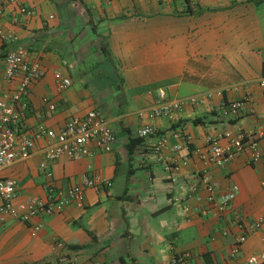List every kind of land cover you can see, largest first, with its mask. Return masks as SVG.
Here are the masks:
<instances>
[{"label": "crops", "instance_id": "obj_1", "mask_svg": "<svg viewBox=\"0 0 264 264\" xmlns=\"http://www.w3.org/2000/svg\"><path fill=\"white\" fill-rule=\"evenodd\" d=\"M0 25L47 69L23 112L28 132L99 109L117 135L110 152L51 164L54 184L65 192L84 175L111 185L87 188L83 207L40 213L28 223L8 216L0 224V264H170L184 250L192 264H249L250 255L264 251V0H17L0 9ZM15 44L0 39V90L13 88L4 79V56ZM56 70L73 81L65 91ZM161 89L174 99L213 95L205 104L188 103L174 120L141 117ZM246 97L244 110L230 108ZM45 98L56 103L52 116ZM148 123L156 132L138 135ZM245 131L261 134L257 162L249 150L226 164L196 151L211 137ZM164 137L169 148L157 151ZM43 148L37 139L30 158L0 171L17 181L18 201L48 195ZM161 155L180 170H167ZM205 178L217 181L219 192L237 185L239 193L220 209L219 192L209 204L204 189L192 191ZM38 223L43 227L33 232ZM243 233L247 239L232 257Z\"/></svg>", "mask_w": 264, "mask_h": 264}, {"label": "built area", "instance_id": "obj_2", "mask_svg": "<svg viewBox=\"0 0 264 264\" xmlns=\"http://www.w3.org/2000/svg\"><path fill=\"white\" fill-rule=\"evenodd\" d=\"M17 0H0V9ZM21 12L33 15L34 9L21 7ZM0 39L2 41L16 43L10 48L5 56L4 79L13 88L0 90V171L15 164L19 160H25L32 156L36 148V140L44 141V158L40 162V169L45 173L48 181L45 185L48 195L45 199L30 196L22 201H18V183L9 176H0V224L8 216L21 222L28 223L33 217L40 213L56 214L64 211L68 206L75 205L83 207L85 204L87 188H98L101 185H111V181L101 178H89L84 175L82 180L72 186L67 192L57 188L54 184V173L51 164L62 156L72 159H82L96 152H110L114 148L117 135L107 117L99 109H91L82 115L70 116L59 128L45 126L38 127L33 133L28 132L23 121V112L29 108L28 97L34 85L43 78L47 69L38 59H32L30 50L20 42L18 35L12 30H5L0 25ZM59 91H65L72 86L71 77L65 75L61 70L55 71ZM264 84V80L262 81ZM221 94V92H218ZM213 95V92L205 93L189 98H168L165 91H159L157 103L151 107H143L138 114L141 117L155 119L161 116H168L174 120L177 114L183 111L189 104H205ZM251 100V97L233 100L230 108L233 111L244 110ZM47 106L46 113L52 116L56 110V103L45 98ZM156 125L148 123L143 126L138 135L147 137L154 134ZM260 133L256 131H245L238 134L225 132L218 137L208 139L204 149H197L200 157L205 161L217 164L229 163L233 158L245 150L251 152V161L257 162L263 157L260 147ZM226 139L222 143L221 139ZM169 148L168 139L162 138L155 149L161 151ZM180 147H170L171 150H178ZM187 160L188 155L184 157ZM164 161L167 170L177 172L181 164L174 159L160 157ZM264 187V181L262 182ZM204 189L207 193V202L215 203V198L219 192V184L213 179L205 178L201 185H193L192 191L197 192ZM239 193V187L233 186L226 192H219V208L224 209L233 201ZM43 225L41 223L32 225V231H39ZM247 235L243 233L234 243L231 256L236 257L241 251ZM192 253L188 250L181 251L173 255L170 264H192ZM249 264H263L264 251L252 254L248 257ZM75 264V263H67Z\"/></svg>", "mask_w": 264, "mask_h": 264}, {"label": "trees", "instance_id": "obj_3", "mask_svg": "<svg viewBox=\"0 0 264 264\" xmlns=\"http://www.w3.org/2000/svg\"><path fill=\"white\" fill-rule=\"evenodd\" d=\"M187 1L189 2V0H187ZM261 1H263V0H258V2H261ZM188 9H190V6L188 7ZM263 74H264V65H263ZM135 140H136V139H133V140H132V143H131V145L129 146L130 149H132V145H134ZM263 264H264V263H263Z\"/></svg>", "mask_w": 264, "mask_h": 264}]
</instances>
